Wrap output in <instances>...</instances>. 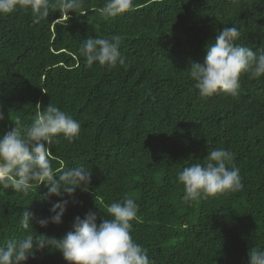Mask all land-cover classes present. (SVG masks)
<instances>
[{
	"label": "trees",
	"instance_id": "1",
	"mask_svg": "<svg viewBox=\"0 0 264 264\" xmlns=\"http://www.w3.org/2000/svg\"><path fill=\"white\" fill-rule=\"evenodd\" d=\"M134 2V10L107 19L96 11L105 0H84L86 14L71 11L68 19L58 20L59 10L39 23L30 9L0 15V135L15 122L29 125L37 105L52 103L81 124L78 139L57 137L53 168L83 165L93 173L89 189L73 197L41 199L45 184L28 195L0 188V244L61 238L76 216L94 211L99 224L112 219L107 205L130 197L143 208L131 235L154 264H248L249 250L264 248V77L242 75L238 97L204 98L186 70L204 62L206 45L224 27L241 30L236 43L264 49V0ZM113 36L125 64L87 67L82 42ZM220 148L231 151L243 190L186 204L177 173ZM62 199L61 224L22 227L25 208L47 218ZM21 264L69 262L45 248Z\"/></svg>",
	"mask_w": 264,
	"mask_h": 264
},
{
	"label": "clouds",
	"instance_id": "2",
	"mask_svg": "<svg viewBox=\"0 0 264 264\" xmlns=\"http://www.w3.org/2000/svg\"><path fill=\"white\" fill-rule=\"evenodd\" d=\"M83 5L84 0H0V15L30 9L34 22L39 23L49 16L50 10H59L58 20L61 17L68 19L71 11L85 15ZM134 8V0H105L103 7L96 11L107 19ZM240 36L241 30L236 26L218 30L214 42L206 45L204 62H193L186 70L196 82L201 97L218 93L238 97L242 75L253 80L264 77V49L253 51L236 43ZM119 45V36L89 38L82 42L79 53L86 58L89 68L96 62L101 67L114 68L117 64H125ZM37 109V115L29 125L21 126L15 122V127L0 135V188L11 187L17 193L28 195L34 185L45 184L48 191L41 199H50L53 195L73 197L78 188L87 191L92 182V171L83 165L58 171L52 166L50 151L60 135L69 142L78 139L81 124L52 103L43 110L37 105ZM4 118L0 107V121ZM177 177L184 186L182 200L186 204L239 192L244 187L231 151L223 148L211 150L204 163L183 168ZM67 204V199L56 202L50 208L52 215L40 219L25 208L20 223L25 230H31L33 221L41 227H47L49 223L61 224ZM144 204L142 197L141 206ZM142 211L134 199L124 197L122 202L107 205L106 213L112 219H102L97 224V213L89 210L84 218L76 216L73 230L61 238L40 234L9 239L6 244H0V264H21L45 248L59 250L69 264H154L148 249L131 235L132 221ZM248 255V264H264V248L255 246Z\"/></svg>",
	"mask_w": 264,
	"mask_h": 264
}]
</instances>
